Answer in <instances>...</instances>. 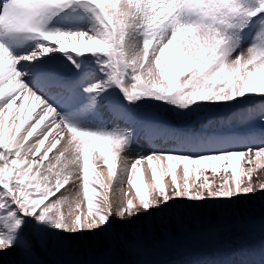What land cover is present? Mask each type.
Wrapping results in <instances>:
<instances>
[{"label": "snow or ice", "instance_id": "1", "mask_svg": "<svg viewBox=\"0 0 264 264\" xmlns=\"http://www.w3.org/2000/svg\"><path fill=\"white\" fill-rule=\"evenodd\" d=\"M148 105L231 110L247 131L127 156ZM262 171L264 0H0V256L31 251L26 230L47 246L264 198Z\"/></svg>", "mask_w": 264, "mask_h": 264}, {"label": "rangeland", "instance_id": "2", "mask_svg": "<svg viewBox=\"0 0 264 264\" xmlns=\"http://www.w3.org/2000/svg\"><path fill=\"white\" fill-rule=\"evenodd\" d=\"M141 110L154 114V119H146L143 111L142 118L149 123L181 127L194 135L228 136L247 131L227 109L179 114L148 105L137 113ZM258 180L264 182V171L258 173ZM109 228L107 240L86 241L82 247L67 239L41 246L26 230L32 249H16V264H264L261 197L236 205L177 204L130 222L113 221Z\"/></svg>", "mask_w": 264, "mask_h": 264}, {"label": "bare ground", "instance_id": "3", "mask_svg": "<svg viewBox=\"0 0 264 264\" xmlns=\"http://www.w3.org/2000/svg\"><path fill=\"white\" fill-rule=\"evenodd\" d=\"M178 142V140H177ZM150 150L144 148L143 146L139 147V148H132V152L131 153H127V156H134L135 153L138 152H143V153H147ZM99 163V167H98V171H102L104 173L105 178L107 177V171H106V167L103 165V163ZM127 184L125 183L124 188L125 190H127ZM76 191V187L72 184H70L68 186V193L66 194H74ZM114 201L118 202L120 199V195L119 193L115 194L113 196ZM131 219V218H130ZM119 225V224H118ZM111 229L108 227L105 231H99L97 232L95 235H84V236H75L72 238H68L67 240L71 243V244H78L82 247V245L86 242V241H105L107 240L106 236H108V232ZM107 242V241H106ZM102 243V242H101ZM34 245V244H33ZM73 245V246H74ZM105 245V244H104ZM103 245V246H104ZM119 248V247H118ZM20 252V251H19ZM119 253V252H118ZM122 253V252H121ZM17 257H18V252L16 251V249L6 252L4 253L2 256H0V264H16L17 262Z\"/></svg>", "mask_w": 264, "mask_h": 264}]
</instances>
